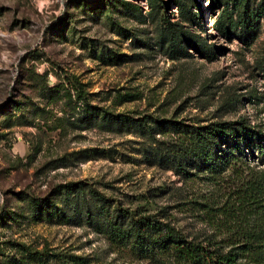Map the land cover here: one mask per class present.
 I'll use <instances>...</instances> for the list:
<instances>
[{
	"label": "rangeland",
	"instance_id": "obj_1",
	"mask_svg": "<svg viewBox=\"0 0 264 264\" xmlns=\"http://www.w3.org/2000/svg\"><path fill=\"white\" fill-rule=\"evenodd\" d=\"M158 1L0 0V264H154L88 225L89 189L130 210L150 203L147 214L224 251L243 232L242 184L264 174V154L241 178L187 179L156 161L171 131L137 124L245 122L264 134V19L245 44L215 32L211 0H179L184 17ZM71 184L85 189L78 206Z\"/></svg>",
	"mask_w": 264,
	"mask_h": 264
},
{
	"label": "trees",
	"instance_id": "obj_2",
	"mask_svg": "<svg viewBox=\"0 0 264 264\" xmlns=\"http://www.w3.org/2000/svg\"><path fill=\"white\" fill-rule=\"evenodd\" d=\"M171 1L184 17L186 11L181 2ZM210 3L211 7H221L213 22L218 35L228 38L237 32L245 44L255 38L260 20L264 19V0H211ZM158 4L163 8L165 6L162 0ZM164 20L171 24L167 15ZM190 45L208 59L214 55L212 49L198 40H192ZM75 93L79 100L85 99V94L78 87ZM89 110L91 113H107L105 109L90 104ZM137 125L149 134L171 131L173 137L166 148L163 151L160 147L154 148L155 158L187 179L199 173L216 177L228 170L241 178V175L250 173L245 161L254 158L255 152L264 154L263 132L245 122L216 121L207 125H191L162 121L158 122V126L147 122ZM254 175L250 179L244 178L241 189V204L247 206L241 211L245 227L226 245L230 247L226 251L222 250V246H212L211 242L188 239L171 223L147 214L146 207L150 203L141 209L130 210L112 203L111 198L95 189L88 190L90 203L85 204L86 220L88 225L105 234L111 244L126 248L138 259L154 264H264V174ZM65 188V192L74 197L72 206H78L80 196H85L84 187L71 184ZM30 253L51 254L49 251Z\"/></svg>",
	"mask_w": 264,
	"mask_h": 264
}]
</instances>
